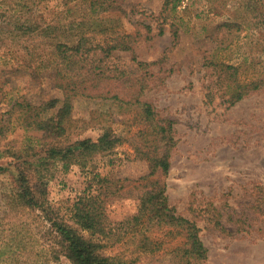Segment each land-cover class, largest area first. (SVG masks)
Segmentation results:
<instances>
[{"label": "rangeland", "instance_id": "obj_1", "mask_svg": "<svg viewBox=\"0 0 264 264\" xmlns=\"http://www.w3.org/2000/svg\"><path fill=\"white\" fill-rule=\"evenodd\" d=\"M243 1L117 0L119 8L99 16L107 28L105 33L91 22L81 27L83 16L78 9L63 12L61 6L58 14L52 4L45 7L46 2L35 5L34 15L26 14L23 19L24 23L30 20L32 26L40 24L37 30L25 32L14 28L15 18H0V25L14 29L13 33L0 30V86L6 94L2 111L10 108L13 96L26 94L36 99L57 93L51 88L46 69L38 75L27 68L29 62L38 64L42 58L47 59L56 39L67 40L86 32L94 44H104L116 31L135 33L141 29L146 33V26L152 27L150 38L134 44L138 60L155 62L152 68H138L131 50L115 49L105 61L114 68L128 70L129 75L155 72L147 78L143 97L154 102L163 116L172 117L177 128L178 143L172 153L167 193L179 214L198 221L209 248L206 264H264V208L256 207L257 185L264 187V89L229 106L226 92L217 89L216 74L208 65L215 51L233 41L221 57L242 62L251 76L264 74V26L256 27L257 12L246 9ZM226 21L238 25L230 31L221 26ZM50 24L55 26L47 29ZM209 88H215L212 101L208 100ZM74 105L72 126L63 143L95 138L109 124L128 136L116 155L100 153L94 161L96 170L116 177L120 190L106 200L109 218L118 221L132 215L137 209L133 180L148 171L142 160L130 155V136L139 127L140 116L121 112L112 102L86 97L76 99ZM14 123L13 130L0 134L1 165L20 162L12 155L15 151L34 147L44 154L52 143L41 133L25 130L18 120ZM120 158L125 159L120 162ZM50 167L49 199L54 214L73 222L71 207L91 183L93 174L76 163L68 170L61 162L50 163ZM11 171L0 173V243L6 242L19 222L5 214V195L13 180ZM29 174L36 180L32 169ZM25 219L29 223L38 220L30 216ZM37 224L32 225L33 233L41 236L45 226L42 221ZM119 250L115 247L111 254ZM27 256L34 258V251L27 252ZM50 264L71 262L61 255L59 261Z\"/></svg>", "mask_w": 264, "mask_h": 264}, {"label": "trees", "instance_id": "obj_2", "mask_svg": "<svg viewBox=\"0 0 264 264\" xmlns=\"http://www.w3.org/2000/svg\"><path fill=\"white\" fill-rule=\"evenodd\" d=\"M42 2H46L45 7L52 4L58 14L61 6H64L63 12L78 9L83 16L79 22L81 27L91 22L103 33L107 28L100 23V14L119 8L117 0H0V18H15L14 28L25 32L37 30L42 27L40 24L32 26L30 20L24 23L23 19L26 14L33 16L35 5ZM243 6L257 12L256 27L263 29L264 0H244ZM236 25L238 23L232 21L221 24L230 31ZM53 26L50 24L47 29ZM3 28L14 32L9 25H0V30ZM146 28V33L141 29L135 33L116 31L115 36L104 44H94L86 32L75 38L53 41L47 59L42 58L38 64H27V68L38 75L46 69L51 88L57 92L52 96L41 95L36 99L26 94L13 96L10 108L2 111L6 94L1 92L3 86H0V134L13 130L16 127L14 121L18 120L25 130L41 133L42 137L52 141L44 154L31 146L12 153L21 159L20 162L0 164V173L12 170L13 179L5 195V214L19 221L6 242L0 243V264H50L59 261L61 255H65L71 264L207 263L209 248L201 236L198 221L179 214L167 193L172 153L178 143L177 128L172 117L163 116L154 102L143 97L147 78L155 72L149 70L143 75H129L128 70L114 68L105 61L115 49L131 50L138 68H152L155 62L138 60L134 47L144 37H151L152 27L148 25ZM160 33H163L162 29ZM174 34L178 36L176 30ZM233 43L222 46L208 60L216 74L217 89L226 92L225 101L229 106L264 89V74L251 76L242 62L235 63L221 57ZM81 97L112 102L121 112L140 116L139 127L130 136V155L142 160L148 171L133 180L137 191L136 211L118 221L109 218L106 205L107 198L120 192L116 177L96 170L94 158L100 153L103 156L116 155L128 136L109 124L95 138H78L63 143L62 139L72 126L74 102ZM208 97L209 101L214 99L215 88H209ZM31 149L35 150L32 152ZM56 162H61L65 170L76 163L93 174L91 183L71 207L73 222L57 217L49 199L50 163ZM113 162L111 159L110 164ZM31 169L36 180L29 174ZM257 193L256 207L264 208V187L257 185ZM218 214L221 216L222 212L218 210ZM25 216L38 220L29 223ZM38 221L45 226L41 236H37L36 231L33 233L35 228L32 225H39ZM115 247L120 250L111 254ZM30 250L34 251V258L27 256Z\"/></svg>", "mask_w": 264, "mask_h": 264}]
</instances>
